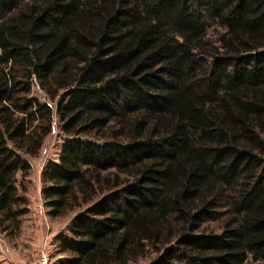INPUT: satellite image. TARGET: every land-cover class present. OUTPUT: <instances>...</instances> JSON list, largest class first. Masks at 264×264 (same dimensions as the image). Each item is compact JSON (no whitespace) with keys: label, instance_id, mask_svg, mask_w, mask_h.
Instances as JSON below:
<instances>
[{"label":"trees","instance_id":"trees-1","mask_svg":"<svg viewBox=\"0 0 264 264\" xmlns=\"http://www.w3.org/2000/svg\"><path fill=\"white\" fill-rule=\"evenodd\" d=\"M55 127L58 264H264V0H0L7 239Z\"/></svg>","mask_w":264,"mask_h":264},{"label":"rangeland","instance_id":"rangeland-1","mask_svg":"<svg viewBox=\"0 0 264 264\" xmlns=\"http://www.w3.org/2000/svg\"><path fill=\"white\" fill-rule=\"evenodd\" d=\"M35 95H37L40 99H44L43 95L35 88L34 89ZM66 140V137L58 130L57 127L54 128L52 134L45 140L43 147L39 153V155L30 160L32 169L27 178V196L29 200V214L25 217L24 221L28 219L35 220L38 223L39 230L41 233V225L42 222L44 223V229L40 234V243H35L34 246L30 244L21 243L20 247H16V250H19L21 253H32L33 249L37 245H41V243L47 238L51 249V264H58V260L61 259L63 256L58 254L56 249V239L61 234H67V227L72 220L73 215H69L65 218L61 219H50L47 214L46 210L43 205L41 189H42V182H41V173L49 162H56L58 159V155L60 152V148L63 142ZM37 218H35V217ZM29 221V220H28ZM48 224V226L46 225ZM32 225V224H31ZM23 231V228H22ZM22 231L19 236L15 237L17 239L21 236ZM52 234V235H51ZM31 235V228L28 227L25 231L24 237L21 239L22 241L28 240ZM42 237V238H41ZM7 239V238H6ZM14 239H8L10 241ZM246 264H257L249 260Z\"/></svg>","mask_w":264,"mask_h":264},{"label":"crops","instance_id":"crops-1","mask_svg":"<svg viewBox=\"0 0 264 264\" xmlns=\"http://www.w3.org/2000/svg\"><path fill=\"white\" fill-rule=\"evenodd\" d=\"M35 217V216H34ZM37 218V217H35ZM29 220V221H28ZM32 224V225H31ZM44 223L42 222L41 225V233L44 229ZM48 226V224H46ZM30 227L31 228V235L28 236L29 239L22 241L21 239L26 238L24 237L26 229ZM23 231L19 238L14 239L12 241L6 239L2 234H0V264H18L19 261L23 259H28L30 255L28 253H21L19 250H16L17 246L20 247L21 243L30 244L31 246H34L35 243L39 244L41 241L40 239V230L38 223L35 222V220L28 219L23 222ZM52 235V234H51ZM42 238V237H41Z\"/></svg>","mask_w":264,"mask_h":264},{"label":"built area","instance_id":"built-area-1","mask_svg":"<svg viewBox=\"0 0 264 264\" xmlns=\"http://www.w3.org/2000/svg\"><path fill=\"white\" fill-rule=\"evenodd\" d=\"M18 264H51V249L47 238L33 249L28 259H23Z\"/></svg>","mask_w":264,"mask_h":264}]
</instances>
